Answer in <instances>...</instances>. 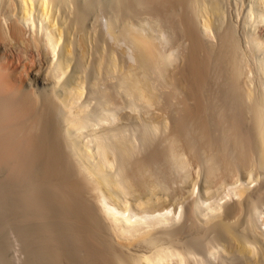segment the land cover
Wrapping results in <instances>:
<instances>
[{
  "label": "bare ground",
  "instance_id": "6f19581e",
  "mask_svg": "<svg viewBox=\"0 0 264 264\" xmlns=\"http://www.w3.org/2000/svg\"><path fill=\"white\" fill-rule=\"evenodd\" d=\"M13 244L264 264V0H0V264Z\"/></svg>",
  "mask_w": 264,
  "mask_h": 264
},
{
  "label": "rangeland",
  "instance_id": "374dc122",
  "mask_svg": "<svg viewBox=\"0 0 264 264\" xmlns=\"http://www.w3.org/2000/svg\"><path fill=\"white\" fill-rule=\"evenodd\" d=\"M212 41H213V40H212ZM254 184L256 185V183H253L252 186H253ZM255 185H254V186H255ZM69 193H70V192H69ZM13 245H14V244H13ZM12 248L15 250V251H14L13 249L11 250V257L13 256V264H14V263H15V264H19V261H18V260L20 259V253H19L20 251H19V252H16V251H17V246H16V244H15ZM19 249H20V248H19V246H18V250H19ZM12 252H13L14 254H13ZM16 257H17V258L19 257L18 260L16 259ZM14 259H16V260H14ZM14 261H15V262H14ZM17 262H18V263H17Z\"/></svg>",
  "mask_w": 264,
  "mask_h": 264
}]
</instances>
